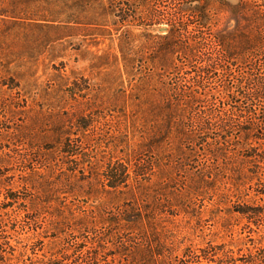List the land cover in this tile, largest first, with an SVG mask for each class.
Wrapping results in <instances>:
<instances>
[{
	"label": "rangeland",
	"instance_id": "obj_1",
	"mask_svg": "<svg viewBox=\"0 0 264 264\" xmlns=\"http://www.w3.org/2000/svg\"><path fill=\"white\" fill-rule=\"evenodd\" d=\"M104 1L102 17L90 11V19L79 23L13 17L0 2V244L6 258L0 264H86L90 257L98 264H230L229 256L263 246L264 220L247 223L228 213L236 200L231 192L226 204L215 203L229 186L220 176L214 195L208 190L197 192V198L167 185L170 194L158 196L162 203L152 224L138 221L136 197L87 194L78 167L97 162L104 168L110 155L112 160L127 158L131 167L138 162L141 88L191 85L187 77L192 72L182 69L149 76L152 53L142 34L160 33V18L145 16L138 0ZM233 23L223 17L218 25L228 29ZM199 34L206 37L199 55L216 53L208 34ZM200 59H193L189 69L194 71ZM201 86L211 90L213 84L203 81ZM216 96L211 106L221 105ZM208 103L203 100L200 108L209 109ZM77 115L89 122L82 132L72 125ZM65 128L77 132L71 134L74 155L59 150L56 135ZM185 167L197 171L202 164L196 159ZM260 195L255 203L263 205ZM102 201L109 222L96 219L94 225L80 226L79 213L92 210L94 215Z\"/></svg>",
	"mask_w": 264,
	"mask_h": 264
},
{
	"label": "trees",
	"instance_id": "obj_2",
	"mask_svg": "<svg viewBox=\"0 0 264 264\" xmlns=\"http://www.w3.org/2000/svg\"><path fill=\"white\" fill-rule=\"evenodd\" d=\"M155 1L138 0V8L145 16L160 18L162 21L158 22L163 24L160 33L142 34L152 53L147 57L149 76L161 77L164 72L179 73L182 69L185 73L192 72L187 77L191 78V85L186 87L185 83L178 82L175 87L161 83L155 89L148 84L147 91L141 88L144 94H139L138 88V122L142 132L138 162L131 167L127 158L112 160L110 155L104 168H98L97 162H90L86 169L78 167L82 179L87 180V194H125L132 200L136 197L138 221L141 225L145 221L152 224L158 213L157 206L162 203L158 196L170 194L165 191L167 185L197 198V192L204 194L208 190L214 195L215 182L220 176L229 186L221 190L219 197L223 199L218 198L215 203L226 204L229 199L225 195L231 192L236 200L227 207L228 213H236L247 223L257 224L264 220V203H255L256 197L264 195V180L260 177L264 169V0H170L167 4ZM0 2H5L4 11L13 17L46 22L79 23L90 19V11L102 17L107 9L104 0ZM23 11L28 16H18ZM223 17L233 19L231 28L219 27ZM199 33L208 34L216 53L206 51L199 55L206 39ZM199 58L197 68L189 69L190 62ZM221 60L223 63H217ZM203 81L212 83V89L202 87ZM173 90L174 96L169 94ZM214 94L221 105L211 106ZM203 100L210 102L209 109L200 108L205 106ZM197 104L200 109H189ZM88 123L85 115H77L72 121L74 129L80 132ZM72 133L77 134L65 128L56 135L59 150L66 156L77 153ZM196 159L202 164L201 169L191 171L185 167ZM246 162L251 165L247 170L242 165ZM180 170L185 172L180 174L183 177L178 176ZM250 189L255 191L253 195L244 197ZM101 205L97 215L92 210L80 212L77 217L82 218L80 226L94 225L96 219L109 222L104 215L105 202ZM4 251L5 246L0 244L2 262L6 260ZM229 257L230 264H264V245L254 247L245 255ZM85 262L98 264L94 257Z\"/></svg>",
	"mask_w": 264,
	"mask_h": 264
}]
</instances>
